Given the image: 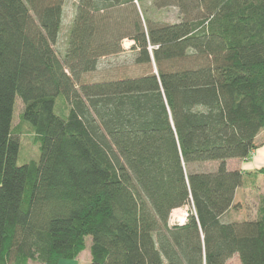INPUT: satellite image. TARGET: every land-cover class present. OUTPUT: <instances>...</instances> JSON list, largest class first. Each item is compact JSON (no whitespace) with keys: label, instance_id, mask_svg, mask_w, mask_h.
<instances>
[{"label":"trees","instance_id":"obj_1","mask_svg":"<svg viewBox=\"0 0 264 264\" xmlns=\"http://www.w3.org/2000/svg\"><path fill=\"white\" fill-rule=\"evenodd\" d=\"M64 3L0 0V264H58L87 236L90 264H264V192L233 217L228 162L264 128V0H76L59 53ZM125 50L142 73L86 79ZM17 96L39 151L22 164Z\"/></svg>","mask_w":264,"mask_h":264},{"label":"rangeland","instance_id":"obj_2","mask_svg":"<svg viewBox=\"0 0 264 264\" xmlns=\"http://www.w3.org/2000/svg\"><path fill=\"white\" fill-rule=\"evenodd\" d=\"M76 0H65L64 3V17L63 25L59 33V38L55 43L56 50L61 53L66 45L67 30L72 22V16L74 13V6ZM157 17H160L164 20L175 21L178 19V11L175 7H165L161 8L156 13ZM71 21V22H70ZM131 45L129 39L123 40V47L128 49ZM132 52L125 50L121 53L110 55L104 57L101 60L100 69L96 72L90 73L86 76L87 80L103 79V78H117L124 75H135L140 74L144 71L143 67L135 65L132 62ZM22 110V100L17 96L15 100L14 116L13 123L15 125H20L21 127V146L18 155V163L22 164L35 159L38 157V145L34 141V133L32 132L30 126L27 123L20 121V112ZM214 162H206L204 168L208 169L214 166ZM254 189L247 190V187H244L246 190L245 193L240 194V199L244 202L246 209L234 210L232 216H237L238 218L251 217L255 214L259 196L264 189L263 179L256 178L253 182ZM247 210V211H246ZM246 211V212H245ZM188 216V207L183 206L174 209L170 215V223L179 222L186 220ZM92 239L91 236L86 238V248L83 249L80 254L71 259H61L58 264H90L91 255H90V245ZM29 264H40L37 261H30ZM229 264H241L237 256H234Z\"/></svg>","mask_w":264,"mask_h":264},{"label":"crops","instance_id":"obj_3","mask_svg":"<svg viewBox=\"0 0 264 264\" xmlns=\"http://www.w3.org/2000/svg\"><path fill=\"white\" fill-rule=\"evenodd\" d=\"M255 140L258 146L253 150L252 155L248 159L232 158L228 160L231 167L240 168L243 172V183L237 188L235 194V200L238 203L236 209L237 212L238 210L246 209V207L244 206V202L242 201V199H240V194L246 192V189L244 187H247V190H252L254 189L253 182L256 178L263 179L264 181V174L260 172V170L264 168V128L259 131V133L256 135ZM263 192L264 189L261 193ZM255 214L251 217H254Z\"/></svg>","mask_w":264,"mask_h":264},{"label":"built area","instance_id":"obj_4","mask_svg":"<svg viewBox=\"0 0 264 264\" xmlns=\"http://www.w3.org/2000/svg\"><path fill=\"white\" fill-rule=\"evenodd\" d=\"M185 220H183V221H179V222H176V223H183ZM173 223H175V222H173Z\"/></svg>","mask_w":264,"mask_h":264}]
</instances>
